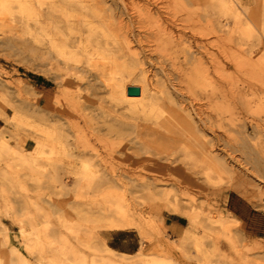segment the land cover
<instances>
[{
	"label": "rangeland",
	"instance_id": "1",
	"mask_svg": "<svg viewBox=\"0 0 264 264\" xmlns=\"http://www.w3.org/2000/svg\"><path fill=\"white\" fill-rule=\"evenodd\" d=\"M106 1L119 6L122 2ZM124 1L130 2L127 3L129 15L122 13V9L115 12V19H119L114 22L120 23L115 25L118 30L130 29L142 35L151 31V36L154 32L156 35L159 23L153 20L154 25L153 21L146 20V11L142 9L148 4L157 11L153 9L155 18L162 15L168 33L171 34L170 29L174 32L173 42H167L171 51L166 43L163 45V40L158 44L163 45L162 48L153 47L157 52L151 54L156 55L146 53L154 62L144 67L149 72L146 80L131 78L126 85H149L152 92H160L157 95L167 101L168 109L176 108V113L172 114H190V118L187 117L190 122L177 126L182 129L179 130L176 126L158 123L154 119L157 112L153 116L139 108L131 110L121 102L112 106L108 94H102L106 104L100 98H88L93 104L83 98L79 101L81 105L85 103L91 109L88 111L77 105L78 110L73 115L77 118L72 117L71 121H79V129L57 123V142L65 144L68 134L77 136L78 140L71 137L77 146L68 149V154L74 156L72 160L79 164L85 158L103 173L76 181L52 177L45 166H37L40 172L44 168L45 174L34 175L33 170L39 173V169L36 170L29 157L34 149L35 121L44 126L51 107L56 109L61 104H71V108L73 105L64 98L65 86L54 82L53 71L43 56L39 59L42 63L36 62L34 66L30 37L24 36L26 33L18 18L0 14V264H112L114 261L125 264H264V0H211L218 6L223 2L225 8L217 7L218 12L212 9L216 8L215 4L207 8L210 0ZM159 7H165L163 10L167 9L168 14ZM172 19L174 22L170 25ZM138 21L146 25L140 28L146 29L145 33L138 25L133 26ZM218 21L221 31L216 26ZM206 27L210 31H205ZM166 37L162 39L169 40ZM154 59L158 60L157 64ZM220 63L222 70L218 68ZM158 71L166 75L163 77ZM157 79L160 84L162 82L161 87L156 84ZM163 80L173 84L165 85ZM170 87L172 99L164 94L169 93ZM214 89L218 93H214ZM173 99L176 101L172 102ZM173 103L178 104V108ZM181 104L185 113L178 110ZM222 123L223 126H218ZM207 150L221 155L224 161L221 169L213 160L208 159L210 164L205 158L203 160L202 154ZM84 154L86 157L81 160ZM199 169H205L209 176L194 175ZM216 173L220 175L215 176ZM236 196L243 197L257 209L251 224L253 234L227 211L229 198ZM119 224L128 226L118 229ZM121 230L130 232V239L140 243L138 248L133 247L136 251L130 255L107 250V239Z\"/></svg>",
	"mask_w": 264,
	"mask_h": 264
},
{
	"label": "bare ground",
	"instance_id": "2",
	"mask_svg": "<svg viewBox=\"0 0 264 264\" xmlns=\"http://www.w3.org/2000/svg\"><path fill=\"white\" fill-rule=\"evenodd\" d=\"M121 6L112 4L109 5L108 2L106 0H0V14H5V15H13L16 18H18L19 23L21 24V28L23 30H25L24 36L29 35L30 37V46L32 49V54L34 53L33 57V61L32 63L36 64V62L40 63L41 61L39 60L40 58H42L41 56L44 57V60L46 61V65H49V69L50 71H53V80L54 82L58 85H64L65 89H64V94L65 97L67 98L69 101L72 102V107L70 108V105L66 106L61 104L58 108L54 109L53 107H51L49 109V118H47V120L45 121V125L42 126L37 120L35 121V134L33 137L34 140V149L33 152L31 154V158L32 162L35 164L36 166V170H38L40 167H44L46 168L45 171H47L48 175L52 176V177H56L58 179L63 178V177H68V178H73L74 180H83V179H87V178H94L97 176H100L101 173H103L101 170H98L96 168L93 167L92 163H90L89 161H87L84 157H86V154H84L83 156H80L84 158L82 160V162H80L78 164V162H76L75 160H72V158L74 159V156L68 154V149H73L74 145V141H71V137L73 136H68L66 135V139L64 138L65 144H61L59 142H57L58 138H57V123L62 122V125L65 124H69V128L72 129H79V121H71L72 117L74 114H76V111L78 110L77 105L82 106L83 109L85 110H90L91 106L86 105L84 103V105H81L82 103L79 102L80 100L82 101V99L84 98L85 101H89L91 104L92 101L89 100L90 97H94V98H100L102 100V103H105V99H103V93L108 94L109 97V102L110 104H112V106H114L115 102H121L122 104L124 103L125 106H128V108L132 109H141L143 112H149L150 114H152L154 116V114L157 112V117L154 119H157L158 123H162L165 124V126L167 125L168 127L172 128L174 126H180L185 124V122H190L189 120H187V117H189V115H177V114H172L174 111L176 113V108L175 109H168L166 107V105H168V103L166 104L164 98L158 96L157 94L159 93H154L152 92V89H150L149 85H146L144 87H129L126 85L127 80L134 78V79H138L139 77L142 78V81L146 80V74L149 73L148 71H146V69H144V67L149 64L151 65L153 62V59L148 58L146 53L148 54L150 52V54L155 51V49H153L154 46H159L158 44H160L163 40V45H165L164 43H166V45L170 46L169 43L173 42V38L171 35H173L174 32H172L173 29H170V32L168 33V28L164 25V21L162 20L161 16L158 15L157 18H155V13H153V9L155 10V8L151 9L150 7H148L147 2H145L147 5L142 7V9L145 12V18L146 20L150 21V23L153 20H157V23H159L158 25V29L159 32L154 35L151 36V31L150 33L147 31V35H142L141 33H135L133 30L128 29L127 31H124L119 29L117 27H115V25L117 26L118 24L120 25V23L115 24L114 20H116V11L119 12L120 9H122V13L126 12V14L129 13V5L127 3H125L124 0H121ZM132 1V0H131ZM135 1V0H134ZM162 2V0H159ZM187 1V0H186ZM192 1V0H191ZM114 2V1H113ZM133 2V1H132ZM149 2V1H148ZM203 2V1H202ZM205 2H209L208 0ZM115 3V2H114ZM130 3V2H129ZM159 4V2H157ZM164 3V2H163ZM162 3V4H163ZM166 3V2H165ZM168 3V2H167ZM189 3V2H187ZM186 3V5H187ZM193 3V2H190ZM198 3V2H197ZM216 4V1L209 2V4L206 3L207 8L209 7L210 4ZM218 3V2H217ZM133 4H136L135 2ZM156 4V5H158ZM219 4V3H218ZM144 5V3H143ZM140 5V6H143ZM188 5H192V4H188ZM187 5V6H188ZM205 5V4H203ZM202 5V6H203ZM205 5V7H206ZM139 6V7H140ZM155 6V5H154ZM159 6V5H158ZM167 6V5H166ZM193 6H195L193 4ZM192 6V7H193ZM198 6V5H197ZM220 8H225L223 5V2L220 3ZM218 5L215 7H213L212 9H214L216 12H218L219 10L217 9V7H219ZM132 7V6H131ZM136 7V5H135ZM186 7V6H185ZM199 7V6H198ZM204 7V6H203ZM212 7V5H211ZM211 7H209L208 9H210ZM134 8V6L132 7ZM161 8V7H159ZM165 7H163L164 9ZM167 8V7H166ZM169 8V7H168ZM187 8V7H186ZM189 8V7H188ZM187 8V9H188ZM191 8V6H190ZM194 8V7H193ZM196 8V6H195ZM201 10V7H199ZM206 8V10H207ZM137 9V8H136ZM157 9V6H156ZM162 9V8H161ZM162 11L166 12V15L168 14L167 9ZM186 9V11H187ZM211 9V10H212ZM217 9V10H216ZM160 10V9H159ZM158 10V11H159ZM193 10V9H191ZM189 10V11H191ZM225 10V9H224ZM138 11V10H137ZM135 11V12H137ZM141 11V8H140ZM156 11V10H155ZM189 11H188V15H189ZM213 11V10H212ZM131 12V11H130ZM134 12V11H133ZM157 12V11H156ZM164 12V13H165ZM196 12V10H195ZM202 12V11H200ZM206 12V11H204ZM214 12V11H213ZM220 12L224 11L220 10ZM138 13V12H137ZM197 13V12H196ZM215 13V12H214ZM121 14V13H120ZM119 14V15H120ZM157 14V13H156ZM163 14V13H162ZM191 14V12H190ZM198 14V13H197ZM203 14V13H202ZM4 15V16H5ZM122 15V14H121ZM129 15V14H128ZM171 15V14H170ZM192 15H195V13H193ZM191 15V16H192ZM208 15V14H207ZM206 15V16H207ZM123 16V15H122ZM197 16V15H196ZM195 16V17H196ZM220 16V15H219ZM219 16L217 17V19L219 18ZM128 17V16H127ZM166 17V16H165ZM168 19L170 18V16H167ZM201 17V16H198ZM203 17V16H202ZM208 17V16H207ZM138 18V17H136ZM191 18V17H190ZM119 18H117L118 20ZM122 19V17L120 18ZM141 19V18H140ZM165 19V18H164ZM171 19V18H170ZM177 19V18H174ZM174 19H172L173 21L171 22L170 25L173 24ZM201 19H204L201 18ZM116 20V21H117ZM131 20V19H130ZM139 20V19H137ZM145 20V19H144ZM123 21L124 23V19L121 20V22ZM182 21V20H181ZM217 21V20H216ZM156 22V21H155ZM170 22V20H169ZM177 23H180V20L178 22V20H176ZM196 23V21H193V23ZM209 22V21H208ZM18 23V22H17ZM126 23V22H125ZM130 23V21L128 22ZM135 23V22H134ZM146 23V21H145ZM149 23V24H150ZM156 23V24H157ZM182 23V22H181ZM180 23V24H181ZM198 23V22H197ZM218 25V30L221 31V23H219V21L217 22ZM216 23V24H217ZM133 24V23H132ZM153 24L155 25L154 21ZM167 24H169L167 22ZM176 24V23H175ZM201 24V23H200ZM209 24V23H208ZM140 28H145L146 25H143V23L141 21L136 22L135 24H133V26H137ZM153 25V26H154ZM177 25V24H176ZM175 25V27H176ZM179 25V24H178ZM148 26V25H147ZM151 26V25H150ZM157 26V25H156ZM169 26V25H168ZM189 26V25H188ZM187 26V27H188ZM209 26V25H208ZM128 27V25H127ZM155 27V26H154ZM173 27V26H172ZM173 27V28H175ZM184 27V25H182V27L180 26L181 30ZM186 27V26H185ZM186 27V29H187ZM195 27V26H194ZM210 27V26H209ZM205 28V31L207 30V28ZM125 28V26H124ZM131 28V27H130ZM151 28V27H150ZM170 28V27H169ZM190 28V27H189ZM193 29V27H191ZM217 28V27H216ZM18 29V28H17ZM21 29V30H22ZM135 29V28H134ZM138 29V30H139ZM185 29V28H184ZM185 29V31H186ZM141 30V29H140ZM139 30V32H140ZM147 30L148 27H147ZM15 31V29H14ZM136 31V30H135ZM144 31V30H141ZM179 31V30H178ZM189 30H187L188 32ZM193 31V30H192ZM210 31L207 30V32ZM218 31V32H219ZM146 32V29L143 33ZM153 32V30H152ZM206 32V33H207ZM14 33V32H13ZM125 33V34H123ZM148 33L150 35H148ZM162 33V34H161ZM184 33V32H183ZM208 34V33H207ZM167 36L168 39L170 40V38H172V40H167L166 39H162V36ZM175 35V34H174ZM195 35V33H194ZM18 36V34H17ZM197 36V34H196ZM215 36V35H214ZM8 37V36H7ZM10 37V36H9ZM28 37V38H29ZM166 37V38H167ZM188 37V36H187ZM191 37V36H190ZM5 38V37H4ZM13 38V37H12ZM11 38V39H12ZM21 40V37H19ZM27 38V37H26ZM25 38V40H27ZM165 38V37H163ZM193 38V37H192ZM14 39V38H13ZM185 39V38H184ZM189 39V38H188ZM187 40V39H186ZM190 40V39H189ZM18 41V39H17ZM22 44L23 43V39L21 40ZM29 41V40H28ZM26 41V42H28ZM166 41V42H165ZM167 42H169L167 44ZM208 42V41H207ZM175 43V42H174ZM209 43V42H208ZM207 43V44H208ZM7 44V43H6ZM17 44V43H16ZM21 44V43H20ZM28 44V43H27ZM176 44V43H175ZM192 44V43H191ZM190 44V46H191ZM203 44V43H202ZM220 44V43H219ZM18 45V44H17ZM16 45V46H17ZM162 45V47H163ZM174 47V44H172ZM205 45V44H204ZM4 46V45H3ZM9 46V45H8ZM12 46V45H11ZM19 46V45H18ZM26 46V44L24 45ZM168 46V47H169ZM176 46V45H175ZM209 46V45H208ZM5 47V46H4ZM20 47V46H19ZM23 47V46H22ZM27 47V46H26ZM25 47V49H26ZM160 47V46H159ZM160 47V48H162ZM167 49L171 51V47H169ZM177 47V46H176ZM193 47V46H191ZM195 47V46H194ZM203 47V45H202ZM210 47V46H209ZM28 48V47H27ZM136 48V49H135ZM150 48V49H149ZM178 48V47H177ZM29 49V48H28ZM205 49V48H203ZM202 49V50H203ZM207 49V48H206ZM201 50V51H202ZM208 50V49H207ZM206 50V51H207ZM20 51V50H19ZM25 51V50H24ZM167 51V50H166ZM178 51V50H177ZM200 51V53H201ZM22 52V51H21ZM26 52V51H25ZM157 52V51H155ZM162 52V49H161ZM164 52V51H163ZM175 52V51H174ZM179 52V51H178ZM177 52V53H178ZM184 52V51H183ZM221 52V51H220ZM240 52V51H239ZM176 53V52H175ZM192 53V52H190ZM195 53V52H193ZM212 53V52H211ZM149 54V55H150ZM157 54V53H156ZM154 54V55H156ZM159 54V53H158ZM206 54V53H205ZM152 56H154L153 54H151ZM160 55V54H159ZM158 55V56H159ZM162 55V54H161ZM166 56L165 52L163 53L162 56ZM196 54H194V57ZM212 55V54H211ZM222 55V54H220ZM31 56V55H30ZM150 56V57H152ZM164 56V57H165ZM169 56V55H167ZM178 56V55H177ZM204 56V55H203ZM208 56V55H207ZM32 57V56H31ZM170 57V56H169ZM202 57V56H201ZM163 58V57H162ZM195 58H193L192 61L195 60ZM203 58V57H202ZM210 58H212L210 56ZM221 57H219L220 60ZM43 59V58H42ZM41 59V60H42ZM155 59H160V57H156ZM154 59V60H155ZM167 59V58H166ZM170 60H172L171 58H169ZM174 59V58H173ZM197 59V58H196ZM200 59V58H199ZM198 59V60H199ZM214 59V57H213ZM156 64L158 63V60H155ZM165 61V60H164ZM168 61V60H167ZM190 61L189 59L187 60ZM214 61V60H213ZM29 62V61H28ZM185 62V61H184ZM204 62V61H203ZM216 62V61H214ZM213 62V64H214ZM218 62V61H217ZM220 62V61H219ZM42 63V62H41ZM44 63V61H43ZM174 63V62H173ZM227 63V62H226ZM155 64V65H156ZM165 64V63H164ZM169 64V63H168ZM186 64V63H185ZM194 64V63H193ZM41 65V64H40ZM161 65V64H160ZM177 65V64H176ZM190 65V63H189ZM203 65V64H202ZM205 65V63H204ZM217 64H215L216 66ZM220 68V64H218ZM43 66V65H42ZM172 66V65H169ZM37 67V66H36ZM151 67V66H149ZM153 67V66H152ZM151 67V68H152ZM165 67V66H163ZM161 67V69L163 68ZM193 69L195 66H192ZM204 67V66H203ZM154 69V68H153ZM159 69V68H158ZM159 69V70H161ZM175 69V68H174ZM173 69V70H174ZM207 69L209 70L208 66ZM222 70V67L220 68ZM157 70V69H156ZM208 70L206 71L208 73ZM166 71V70H165ZM156 72V71H155ZM203 72V71H202ZM205 72V73H206ZM151 73V72H150ZM159 73V71H158ZM165 73V72H163ZM175 73V72H173ZM204 73V74H205ZM157 74V73H155ZM159 74H162L159 73ZM209 74V73H208ZM40 75V74H39ZM52 75V76H53ZM166 75L165 74H162ZM169 75V74H167ZM184 75V74H183ZM206 75V74H205ZM154 76V75H153ZM171 76V75H170ZM200 76V75H199ZM204 76V75H203ZM202 76V77H203ZM220 76V75H219ZM164 77V76H163ZM162 77V78H163ZM168 77V76H167ZM166 77V78H167ZM184 77V76H183ZM208 77V76H207ZM161 78V79H162ZM174 79H176L175 77H172ZM205 78V76H204ZM164 79V78H163ZM170 79V78H168ZM172 79V80H174ZM179 79V78H178ZM198 79V78H197ZM60 82H57V81ZM156 80V79H154ZM182 80V79H181ZM205 80V79H204ZM222 80V79H221ZM139 81V80H138ZM158 81V79H157ZM159 82V81H158ZM158 82L156 83L157 85H161L160 82L158 84ZM165 85L168 84H173V82H168V84H166L165 80H163ZM213 82V81H212ZM223 82V81H222ZM220 81V83H222ZM146 83V82H144ZM175 83V82H174ZM178 83V82H176ZM37 84V83H35ZM218 85H221L219 83H216ZM141 85V84H140ZM163 85V84H162ZM181 85V84H180ZM224 85V84H223ZM142 86V85H141ZM174 86V85H173ZM172 88H175L173 87ZM177 86V85H175ZM67 87V88H66ZM161 87V86H160ZM165 86H163L164 88ZM169 87V86H168ZM215 87V86H214ZM213 87V88H214ZM217 87V85H216ZM215 87V88H216ZM223 90H224V86ZM221 87V89H222ZM153 88V87H152ZM177 88V87H176ZM175 88V89H176ZM220 87L218 86L216 89L218 90ZM166 89V87L164 88ZM169 89V88H168ZM214 89V90H216ZM157 90V89H156ZM170 89H169V93H167L166 91L164 92V94L166 93L167 95H170L169 97L172 99L171 94H170ZM214 93H218V91H214ZM252 90V89H251ZM162 92V89L160 90ZM194 91V90H193ZM157 92V91H156ZM254 92V91H253ZM34 93V92H33ZM84 93V94H83ZM163 93V92H162ZM172 93V92H171ZM176 93V92H175ZM181 93V92H180ZM196 93V92H195ZM206 93V92H205ZM213 93V94H214ZM59 94V93H58ZM173 94V93H172ZM184 94V93H183ZM191 94V93H190ZM220 96L222 97L223 95H221V93H219ZM223 94V93H222ZM102 95V98L99 97ZM210 95V94H209ZM209 95L207 96V98L209 97ZM217 95V94H216ZM34 96V95H33ZM32 96V97H33ZM37 96V95H36ZM63 96V95H62ZM162 96V95H161ZM166 96V95H165ZM185 96V95H184ZM191 95H189L188 97H190ZM219 96V95H218ZM107 97V96H105ZM160 97V98H159ZM168 97V96H166ZM61 98V97H60ZM89 98V99H88ZM177 98V97H176ZM213 98L214 97L213 95ZM169 99V98H168ZM187 99V98H186ZM223 99V98H222ZM66 100V99H65ZM210 100V99H209ZM208 100V102H210ZM224 100V99H223ZM59 101V100H58ZM57 101V103H59ZM171 101V100H170ZM176 101V100H172ZM179 101V100H178ZM191 101V100H189ZM202 101V100H201ZM68 102V101H67ZM99 102V101H98ZM169 102V100H168ZM171 102V103H172ZM199 102V101H198ZM33 103V102H32ZM170 103V102H169ZM170 103V104H171ZM179 103V102H178ZM221 103V101L219 102ZM35 104V103H34ZM88 104V103H87ZM90 104V105H91ZM106 104V103H105ZM120 103H118L119 105ZM127 104V105H126ZM180 104V103H179ZM211 104V103H210ZM222 104V103H221ZM123 105V106H124ZM178 104L173 103V106L177 107ZM201 105V104H200ZM213 105V104H212ZM211 105V106H212ZM220 105V104H219ZM32 106V105H31ZM58 106V105H57ZM94 106V105H93ZM102 106V105H101ZM100 106V108H102ZM117 106V104H116ZM120 106V105H119ZM169 106V105H168ZM185 106V105H184ZM193 106V105H192ZM190 107V106H189ZM81 108V107H80ZM95 108V107H94ZM170 108V106H169ZM178 108V107H177ZM185 108V107H184ZM195 108V107H193ZM38 109V108H37ZM37 109L35 111V113L37 114ZM159 109V112L158 110ZM163 110V112H161V110ZM168 109V110H167ZM184 112L183 108H182V104L180 105V108L178 110H180ZM186 109V108H185ZM196 109V108H195ZM199 109V107H198ZM197 109V111L199 112V110ZM39 110V109H38ZM100 110V109H99ZM172 110V111H171ZM187 110V109H186ZM189 110V109H188ZM42 111V110H41ZM83 111V110H82ZM85 111V112H88ZM103 111V110H102ZM101 111V112H102ZM135 111V110H133ZM131 111V112H133ZM171 111V112H169ZM40 112V111H38ZM92 110H91V114H92ZM104 112V111H103ZM102 112V113H103ZM118 112V111H117ZM130 113V111H127ZM196 112V113H198ZM201 112V111H200ZM39 114V113H38ZM37 114V117H38ZM78 114V113H77ZM98 114V113H97ZM136 114V112H135ZM141 114V112H140ZM139 114V116H140ZM199 114V113H198ZM41 115V114H40ZM43 115V114H42ZM90 115V114H89ZM88 115V116H89ZM99 115V114H98ZM107 115V114H106ZM125 117L126 114L124 113ZM132 115V114H131ZM138 115V114H137ZM134 115V117L136 116V119H140L139 116ZM145 115V114H144ZM148 115V114H147ZM173 115H177V117L179 119H176L177 117H173ZM200 115V114H199ZM36 116V115H35ZM149 116V115H148ZM152 116V117H153ZM94 117V116H93ZM102 117V115H101ZM133 117V118H134ZM142 117V116H141ZM146 117V116H145ZM199 117V116H198ZM73 118H77V117H73ZM80 118V114L79 117ZM97 118V117H96ZM106 118V117H105ZM128 118V117H127ZM132 118V116H131ZM190 118V117H189ZM210 117H207V119ZM39 119V118H37ZM111 119V118H110ZM114 119V118H113ZM135 119V118H134ZM135 119V120H136ZM203 119V118H202ZM94 120V119H93ZM160 120V121H159ZM193 120V119H192ZM199 120V119H198ZM211 120V119H210ZM213 120V119H212ZM211 120V123H212ZM44 121V120H43ZM101 121V120H100ZM111 121V120H110ZM117 121V120H115ZM120 120H118L119 122ZM152 121V120H151ZM209 121V119H208ZM205 122V123H208ZM145 122V121H144ZM94 123V122H93ZM106 123V122H105ZM112 123V122H111ZM110 123V124H111ZM115 123V122H113ZM126 123V122H125ZM124 123V124H125ZM132 124V122H130ZM61 124V123H60ZM64 124V125H65ZM88 124V123H87ZM98 124V123H97ZM123 124V123H122ZM130 124V125H131ZM188 124V123H187ZM99 125V124H98ZM126 125V124H125ZM128 123V126H130ZM196 125V124H195ZM212 125V124H211ZM222 125L219 124L218 126ZM67 126V125H66ZM119 126V125H117ZM122 126V125H121ZM133 126V125H132ZM182 126V127H183ZM186 126V125H185ZM193 126V125H191ZM206 126V125H205ZM215 126V125H214ZM221 126V127H222ZM65 127V126H64ZM109 127V126H108ZM113 127V126H112ZM134 127H138V126H134ZM161 127V125H160ZM188 127V126H187ZM199 127V126H198ZM217 127V126H216ZM220 127V129H221ZM110 128V127H109ZM117 128V127H116ZM122 128V127H121ZM127 128V127H125ZM178 128V127H177ZM180 128V127H179ZM178 128V129H179ZM191 128V127H190ZM208 128V127H207ZM218 128V127H217ZM216 128V129H217ZM62 129V128H61ZM73 129V130H74ZM120 129V128H119ZM123 129V128H122ZM181 129V128H180ZM179 129V130H180ZM112 130V129H111ZM164 130V128H163ZM182 130V129H181ZM68 131V130H67ZM81 131V130H80ZM95 131V130H92ZM102 131V130H101ZM100 131V132H101ZM65 132V131H64ZM69 132V131H68ZM96 132V131H95ZM99 132V131H98ZM128 132V131H127ZM168 132V131H167ZM174 132V131H173ZM183 132V131H182ZM60 133V132H59ZM77 133V132H76ZM124 133V132H123ZM186 134V133H185ZM62 135V134H61ZM71 135V134H70ZM173 135V133L171 134ZM100 136V135H99ZM113 136V135H111ZM110 136V137H111ZM174 136V135H173ZM204 136V135H203ZM202 136V137H203ZM129 137V136H128ZM184 137V135H183ZM186 137V136H185ZM222 137V136H221ZM60 138V137H59ZM77 139L76 137H73ZM118 138V137H117ZM127 138V137H126ZM175 138V137H174ZM181 138V137H180ZM190 138V136H189ZM62 139V138H60ZM178 139V138H177ZM188 139V138H187ZM63 140V139H62ZM75 140V139H74ZM78 140V139H77ZM91 141V140H90ZM101 141V140H100ZM126 141V140H125ZM190 142V140H188ZM76 142V140H75ZM82 142V141H81ZM192 142V141H191ZM178 143V142H177ZM188 144V142H186ZM222 143V142H221ZM193 144V143H192ZM143 145V144H142ZM180 145V144H179ZM184 145V143H183ZM77 146V145H76ZM75 146V147H76ZM84 147V146H83ZM144 147V145H143ZM146 147V146H145ZM3 148L7 149L6 146L3 145ZM200 148V147H199ZM77 149V148H76ZM86 149V148H85ZM188 149V148H187ZM202 150V149H200ZM196 151V150H195ZM217 151V150H216ZM198 152L199 149H198ZM74 153V152H73ZM141 153V152H140ZM219 153V152H218ZM80 154V153H79ZM197 154V153H195ZM145 155V154H144ZM190 155V153H189ZM199 155V154H198ZM88 156V155H87ZM90 156V155H89ZM100 156V155H99ZM203 156V160L205 158V162L208 161V159L213 160V163L216 162L217 163V168L221 169L222 165L224 164L223 158L221 157V155L217 154V155H213V153L210 150H207L206 152H204L202 154ZM158 157V156H157ZM89 158V157H88ZM96 158V157H95ZM168 158V157H167ZM200 158V156H199ZM92 159V158H91ZM171 159V158H170ZM78 160V157L77 159ZM93 160V159H92ZM209 160V161H210ZM196 161V160H195ZM203 161V163H204ZM208 161V162H209ZM212 162V161H211ZM178 163V162H177ZM202 163V164H203ZM208 164V163H207ZM210 164V162H209ZM215 164V163H214ZM33 165V164H32ZM31 165V166H32ZM39 168H38V167ZM190 166V165H189ZM202 166V165H201ZM206 166V165H203ZM211 166V165H210ZM214 166V165H212ZM211 168H215L212 167ZM34 167V166H33ZM32 167V168H33ZM209 168V166H207ZM208 169V170H211ZM35 169V168H33ZM32 169V170H33ZM198 168H196L197 170ZM206 169V168H205ZM204 169V170H205ZM216 169V168H215ZM214 169V170H215ZM217 169V170H218ZM44 170V168H43ZM40 172L39 169V173H37L36 171L33 173L35 174H45L44 172ZM195 171L193 174L198 176V175H206L209 176V173L206 171ZM207 170V169H206ZM216 171V170H215ZM214 171V172H215ZM210 172V171H209ZM217 172V171H216ZM46 173V175H47ZM192 173V172H191ZM213 173V172H212ZM255 174V173H254ZM214 175V173H213ZM216 175H220L218 173L215 174ZM256 175V174H255ZM40 176V175H39ZM38 176V177H39ZM42 177V176H40ZM48 177V176H47ZM206 178V177H205ZM51 179V178H50ZM210 179V178H208ZM232 180V179H231ZM218 182V181H217ZM239 183V182H238ZM240 186V185H239ZM126 226L128 225H124V224H119L116 226V228L118 229H124ZM108 252L110 253H116L115 250H113L110 247H107ZM112 264H125L124 262L121 261H114L111 262Z\"/></svg>",
	"mask_w": 264,
	"mask_h": 264
},
{
	"label": "crops",
	"instance_id": "3",
	"mask_svg": "<svg viewBox=\"0 0 264 264\" xmlns=\"http://www.w3.org/2000/svg\"><path fill=\"white\" fill-rule=\"evenodd\" d=\"M227 211L232 213L236 218H238L246 227L247 230L251 229V224L255 218L254 211H257L251 203L241 196L230 197L227 203ZM252 234L254 233V229ZM130 232L121 230L120 232H114L107 239L108 246L115 251L130 255L132 252H135L136 249L133 247H139L140 243L130 239Z\"/></svg>",
	"mask_w": 264,
	"mask_h": 264
}]
</instances>
